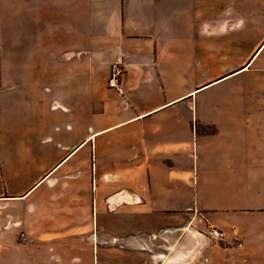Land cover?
Returning <instances> with one entry per match:
<instances>
[{
  "label": "crops",
  "instance_id": "1",
  "mask_svg": "<svg viewBox=\"0 0 264 264\" xmlns=\"http://www.w3.org/2000/svg\"><path fill=\"white\" fill-rule=\"evenodd\" d=\"M232 3L237 62L207 0H0V264H264V91H213L264 83V0Z\"/></svg>",
  "mask_w": 264,
  "mask_h": 264
},
{
  "label": "rangeland",
  "instance_id": "2",
  "mask_svg": "<svg viewBox=\"0 0 264 264\" xmlns=\"http://www.w3.org/2000/svg\"><path fill=\"white\" fill-rule=\"evenodd\" d=\"M231 3L232 0H207V9H208V18L209 22L211 23L212 28H208V34H207V42L209 48H208V58L212 59L214 56V44L217 45L216 48V56L220 60H229L233 62H237V60H240L242 57H244L247 53L250 52L253 45L256 43L259 34L257 32L251 33L242 31L241 29L237 30L234 33H223V34H215L213 28L217 25H220L221 22L230 19V10H231ZM206 5V4H205ZM232 6L234 8H238L239 11H242L244 8L243 3L239 1V3H232ZM201 7H204V2H201ZM245 25V24H244ZM220 68L225 67L227 61H213ZM206 76L211 77L213 75V72L208 67L206 71ZM255 76V77H253ZM256 78V74H244L236 76L233 80H231L228 83H225L222 86L216 87L213 89V91H221V90H230L231 85H235L234 88H237L238 90H247L249 92L254 91L255 93L257 91H264V83L263 81H258ZM262 93V92H260ZM252 98V97H251ZM257 102V100H255ZM256 104V103H255ZM197 236V235H196ZM223 242V241H222ZM222 242L220 244H222ZM176 250L175 255L172 256L175 259L176 258H183L189 250H191L195 244V242L188 243L186 241H181L179 244L176 243ZM214 245V243H210ZM219 245V244H218ZM182 253V254H181ZM264 263V258L261 260ZM102 260L100 259V264ZM192 262V261H188ZM187 262V263H188ZM119 260L113 259L111 264H118ZM196 263V262H195ZM180 264V263H177ZM186 264V263H185ZM196 264H199L197 262ZM252 264V261L250 262ZM259 264V263H256Z\"/></svg>",
  "mask_w": 264,
  "mask_h": 264
},
{
  "label": "built area",
  "instance_id": "3",
  "mask_svg": "<svg viewBox=\"0 0 264 264\" xmlns=\"http://www.w3.org/2000/svg\"><path fill=\"white\" fill-rule=\"evenodd\" d=\"M123 72V60L121 58H116L111 67L110 75L107 80V86L110 89H114L118 94H123L124 92L123 87L121 86ZM206 235L208 239L215 245L220 244L224 240L223 233L212 226L207 228Z\"/></svg>",
  "mask_w": 264,
  "mask_h": 264
},
{
  "label": "bare ground",
  "instance_id": "4",
  "mask_svg": "<svg viewBox=\"0 0 264 264\" xmlns=\"http://www.w3.org/2000/svg\"><path fill=\"white\" fill-rule=\"evenodd\" d=\"M202 243V242H201ZM196 250V249H195ZM193 251H189L187 253V255H185L183 258H170L166 263H169V264H177V263H180V264H185L189 261H191L193 258H194V253H192ZM195 252V251H194Z\"/></svg>",
  "mask_w": 264,
  "mask_h": 264
}]
</instances>
